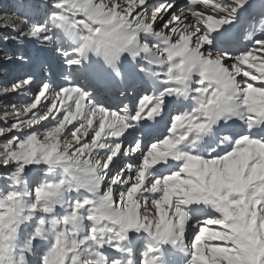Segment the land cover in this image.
Here are the masks:
<instances>
[{
  "label": "snow or ice",
  "instance_id": "1",
  "mask_svg": "<svg viewBox=\"0 0 264 264\" xmlns=\"http://www.w3.org/2000/svg\"><path fill=\"white\" fill-rule=\"evenodd\" d=\"M248 4L51 0L41 22L21 0L4 16L73 75L0 87L24 98L0 114V264H264V19L246 29ZM95 63L118 102L78 75Z\"/></svg>",
  "mask_w": 264,
  "mask_h": 264
},
{
  "label": "trees",
  "instance_id": "2",
  "mask_svg": "<svg viewBox=\"0 0 264 264\" xmlns=\"http://www.w3.org/2000/svg\"><path fill=\"white\" fill-rule=\"evenodd\" d=\"M21 0H0V23L6 14H20L22 9L19 7ZM23 3L30 5L32 9L37 13L36 19H40L43 22L48 13L51 12V0H23ZM18 34L13 32L10 28H0V73H9L10 77L15 80L16 78L26 73H37L36 70H30L26 66L30 63L41 64L44 62V54L40 51V43L35 39L24 38L22 40L13 39ZM10 37L5 40V37ZM51 47V46H49ZM48 48L47 50H49ZM46 50V51H47ZM50 51V50H49ZM5 54L13 56L11 61L4 59ZM47 54L50 52L47 51ZM58 55V53L56 54ZM18 56H24L28 58V61H21L17 59ZM61 57V56H57ZM56 57V58H57ZM61 61L52 60L51 68L45 71L47 75L49 72L53 74V71L57 70L56 64H62ZM24 98L20 97L19 101H23ZM1 110V108H0ZM0 114H2L0 112ZM6 126L3 121H0V127ZM4 139L0 137V140Z\"/></svg>",
  "mask_w": 264,
  "mask_h": 264
},
{
  "label": "rangeland",
  "instance_id": "3",
  "mask_svg": "<svg viewBox=\"0 0 264 264\" xmlns=\"http://www.w3.org/2000/svg\"><path fill=\"white\" fill-rule=\"evenodd\" d=\"M151 3H158L161 2V0H150ZM178 5H183L187 3V0H177ZM261 3L262 0H249V4L245 6L246 8V14L248 15V20L244 27L250 28V27H256L258 28L262 19V15H264V12L261 11ZM226 28L229 26H225ZM245 33H241V35H244ZM50 48L49 50H47ZM54 46H41L40 45V51L45 55L44 56V62L41 64H36V63H30L27 64L26 66L30 70H36L37 73H31L35 74L37 78L42 79L46 74L45 71L50 69L51 67V62L52 60L56 61H61V57H57L58 55L57 52L54 51ZM46 50L50 52V54H46ZM57 57V58H56ZM62 64L57 63L56 68L57 70L53 71V75L57 79H63L66 76H71L73 75V72L70 71L64 64V60H62ZM80 77H85L93 82H99L98 88L100 91L107 95L113 103L118 102L116 100V96H118V89L121 87L119 81H108L107 73L104 71L103 67L99 63H95L91 69H88L87 71H82L78 74ZM13 81V79L10 77L9 73H0V87H3L5 85L10 84ZM20 97H18L16 94H10L7 96H4L0 94V112L2 113L3 111V106L5 104L11 105L12 103H18V102H23L19 101Z\"/></svg>",
  "mask_w": 264,
  "mask_h": 264
}]
</instances>
